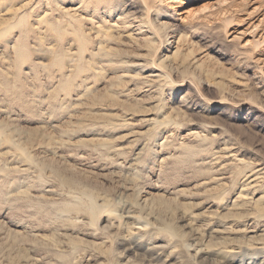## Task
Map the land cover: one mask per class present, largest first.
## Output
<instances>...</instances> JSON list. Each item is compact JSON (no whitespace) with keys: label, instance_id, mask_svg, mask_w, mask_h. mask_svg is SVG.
Listing matches in <instances>:
<instances>
[{"label":"rangeland","instance_id":"374dc122","mask_svg":"<svg viewBox=\"0 0 264 264\" xmlns=\"http://www.w3.org/2000/svg\"><path fill=\"white\" fill-rule=\"evenodd\" d=\"M0 264H264V0H0Z\"/></svg>","mask_w":264,"mask_h":264},{"label":"bare ground","instance_id":"6f19581e","mask_svg":"<svg viewBox=\"0 0 264 264\" xmlns=\"http://www.w3.org/2000/svg\"><path fill=\"white\" fill-rule=\"evenodd\" d=\"M97 206H95V205H92V210H95L94 212H96L97 210ZM175 231H176V228L175 227H170V232L171 233H175ZM151 254V253H150ZM153 255L151 254V257H152Z\"/></svg>","mask_w":264,"mask_h":264}]
</instances>
